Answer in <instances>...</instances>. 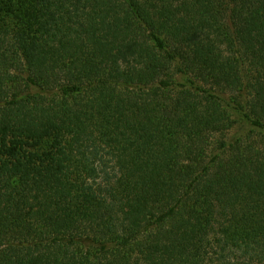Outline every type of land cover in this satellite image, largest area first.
<instances>
[{"label":"trees","instance_id":"1","mask_svg":"<svg viewBox=\"0 0 264 264\" xmlns=\"http://www.w3.org/2000/svg\"><path fill=\"white\" fill-rule=\"evenodd\" d=\"M0 264H264V0H0Z\"/></svg>","mask_w":264,"mask_h":264},{"label":"rangeland","instance_id":"2","mask_svg":"<svg viewBox=\"0 0 264 264\" xmlns=\"http://www.w3.org/2000/svg\"><path fill=\"white\" fill-rule=\"evenodd\" d=\"M178 76V75H177ZM178 78H180V77H178ZM181 80V79H180Z\"/></svg>","mask_w":264,"mask_h":264}]
</instances>
